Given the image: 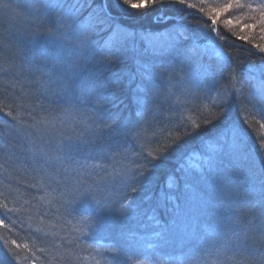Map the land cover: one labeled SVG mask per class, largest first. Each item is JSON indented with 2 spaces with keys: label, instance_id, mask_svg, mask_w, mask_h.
I'll use <instances>...</instances> for the list:
<instances>
[{
  "label": "trees",
  "instance_id": "1",
  "mask_svg": "<svg viewBox=\"0 0 264 264\" xmlns=\"http://www.w3.org/2000/svg\"><path fill=\"white\" fill-rule=\"evenodd\" d=\"M4 2L11 9L9 14L0 13V41L7 45L4 55L25 68L33 62L46 65L49 58L42 42L44 33L52 25L49 21H33L30 5L39 0ZM190 2L199 3V0ZM223 2L216 0L217 4ZM89 11L85 5L81 18H86ZM188 12L191 15L177 14L170 7L162 14L157 9L147 15L119 17L129 29L140 34L129 41L122 67L131 72L139 65H146L151 69V76L146 73L143 78L137 77L121 87L115 106L108 105L102 110V130L95 137L83 133L79 124L74 130L60 128L61 121L74 124L73 115L79 117L81 113L91 112V102L74 100L72 103H77L80 111L67 114L69 101L44 92L40 82L46 77L42 73L25 71L18 75L12 71L7 76L0 73V102L15 109L13 115L25 122L21 126L7 116V108L0 111V213L7 217L0 215L4 219L0 224V264H97V261L131 264L124 253L131 255L136 264L149 260L155 264H177V259L178 264H218L217 249L230 233V217L237 211L250 217L256 211L252 209L251 193L255 189L251 185L218 203L202 220L200 239L195 242L161 247L159 239H147L152 226L148 217L155 215L164 223L172 218L174 205L184 203L181 169L195 171L203 150L202 140L212 127L205 125L204 119L209 112L223 111L207 99L204 103L208 107L203 109L199 101L178 102L185 99L183 89L193 76L201 75L210 67L225 66L223 72L205 83L202 97L205 93L215 97L225 85L231 87V78H244L243 96L229 103L233 113L241 106L240 101L247 106L243 114H251L249 122L241 121L240 127L248 146L257 156L262 154L264 104L259 99L264 89V53L254 45L264 46V33L259 24L252 30L242 27L245 23H255L251 19L255 13L247 8L240 12L233 10L220 17L216 30L211 33L213 39L199 40L200 48L191 53V59H185L163 44L174 25H181L182 31H191L207 20L194 9ZM233 12L241 16L240 24L235 22ZM157 15L164 18L155 19ZM227 19H233L231 26L224 25ZM217 32L222 38L216 37ZM241 35H248L249 40H241ZM106 36L100 33L96 40L103 42ZM211 40L224 46V56L212 54L208 46ZM11 81H18L19 86L13 87ZM149 88L158 94L159 102L151 106L152 111L145 112L148 137L136 142L120 134L118 128L122 122L141 119L138 113L144 109L139 101ZM114 117H117L115 121ZM44 118H55L57 129L45 132L29 127L33 119ZM175 124L186 125L191 135H185L183 127H173ZM196 124L201 128L196 129ZM153 129H164L162 143L172 145L163 158H160L161 145L155 142ZM176 137L180 139L173 144ZM129 163L143 165L146 170L141 177L145 187L137 185L139 190L135 193L129 186L121 185L116 175ZM243 167V163L238 166V174ZM125 196L140 206L138 218L132 212L125 214L117 210L128 203ZM140 236L146 239L140 241ZM13 240L21 245L20 249L15 248ZM25 244L27 249L23 248ZM149 244L155 247L149 248ZM254 247L264 251L260 243ZM9 248L18 253V261L9 256ZM219 261L235 264V261H225L223 256Z\"/></svg>",
  "mask_w": 264,
  "mask_h": 264
},
{
  "label": "snow or ice",
  "instance_id": "2",
  "mask_svg": "<svg viewBox=\"0 0 264 264\" xmlns=\"http://www.w3.org/2000/svg\"><path fill=\"white\" fill-rule=\"evenodd\" d=\"M85 5L90 11L87 17L82 19L81 12ZM170 7L177 14L184 15H191L188 10L194 9L201 17L207 18L206 22L195 30L182 31L181 25H174L166 34L163 47L171 48L185 59H191V53L200 48L197 43L199 40L213 39L211 33L216 30L220 17L233 10L240 12L247 8L255 13L251 16L255 23H245L242 27L252 30L259 24L260 31L264 33V2L224 0L223 3L217 4L216 0H199V3L190 2V0H99V2L97 0H39V3L30 5V9L34 22L49 21L52 25L44 33L42 42L49 62L43 66L34 62L27 68L24 65L17 66L10 57L4 55L7 45L0 41V73L5 76L12 71H17L18 75L25 71L42 73L46 77L40 82L44 92L69 101L67 114L80 111L78 104L72 101L91 102L93 106L91 112L81 113L79 117L73 115L74 124L61 121L60 128L74 130L76 124H79L83 128V133L95 137L102 130V110L108 105L115 106L117 92L121 87L137 77L143 78L146 73L149 77L151 76V69L146 65H139L131 72L122 67L129 41H134L140 34L129 29L119 17L147 15L157 9L162 14L166 8ZM10 12V5L0 0V13L9 14ZM233 15L235 22L240 24L241 16L236 15L235 12ZM162 18H164L162 15L155 17V19ZM233 22V19H227L224 25L231 26ZM100 33L107 34L103 42L96 40ZM216 37L222 38L219 32L216 33ZM140 38L143 39V36ZM239 38L249 40L248 35H241ZM254 47L264 53V46L255 44ZM217 55L222 54L217 53ZM224 67V65L210 67L201 75L193 76L186 82L187 87L183 89L185 99L178 100L179 103L199 101V107L203 109L208 107L204 103L207 99L213 107L221 108L223 111L218 114L209 112L204 119V124L212 127L209 129V135L202 140L203 150L195 171L181 169L184 203L175 204L172 218L164 223H161L155 215L149 216L152 226L151 236L147 239H159L162 241L161 247L171 246L177 242L184 244L199 240L202 220L211 214L218 203L233 198L242 187L251 185L255 189L251 193L252 209L256 211H252L250 217H244L238 211L230 217V233L217 249L218 264H224V261H219L220 256H223L225 261H235V264H264V251L254 247L256 243L264 245V139L260 140L262 154L257 156L248 146L240 127L241 121L249 122L251 114H243L247 112V106L240 101L241 106L237 107L236 112L233 113L229 103L243 96L244 78H231L229 80L231 87L225 85L223 89L217 91L215 97L207 93L204 97L201 96V92H205V83L209 79H214L216 73L223 72ZM10 83L13 87L19 86L18 81ZM169 94H171L170 89ZM158 102V94L150 88L146 89V95L139 101L144 109L138 113L141 119L135 122H122L118 132L136 142L145 140L149 133L145 112L152 111L151 106H155ZM259 102L264 104V89H261ZM5 108L8 109L7 116L12 117L21 126L25 123L13 115L15 109L0 102V111ZM115 119L117 117L113 118L114 121ZM54 120L55 118L53 120L44 118L39 121L33 119L29 127L45 132L56 130L57 125ZM40 125L43 127L41 128ZM173 127H183L185 135H191L187 132L186 125L175 124ZM195 128L200 129L201 125L196 124ZM152 131L155 142L161 145L160 158H163V154L167 153L172 145L162 143L164 129ZM179 139L180 137H176L172 143H176ZM122 158L129 159L127 156ZM147 162L152 163L151 160ZM241 163L244 167L238 174V166ZM145 171L143 165L132 166L129 163L122 171L116 172V175L119 176L121 185L129 186L130 191L135 193L139 188L145 187L141 183V177L144 176ZM124 199L128 203L122 204L117 210L125 214L132 212L138 218L141 214L140 206L130 201L128 196ZM0 215L7 218L4 213ZM3 223L4 219H0V224ZM145 239V236L139 237L140 241ZM12 244L16 249L21 248L15 240ZM148 247L152 248L155 245L149 244ZM23 248L27 249L28 245H23ZM8 254L13 260H19L18 253L10 248ZM124 255L131 264H136L131 255L128 253ZM97 264L100 262L97 261Z\"/></svg>",
  "mask_w": 264,
  "mask_h": 264
},
{
  "label": "rangeland",
  "instance_id": "3",
  "mask_svg": "<svg viewBox=\"0 0 264 264\" xmlns=\"http://www.w3.org/2000/svg\"><path fill=\"white\" fill-rule=\"evenodd\" d=\"M208 46H209V49L212 52V54H214L216 56H221V57L224 56L225 49H224V46H222V44L216 43L213 40H211L208 42ZM217 53H221L222 55H217ZM140 264H155V263H153L149 260V261H144Z\"/></svg>",
  "mask_w": 264,
  "mask_h": 264
}]
</instances>
